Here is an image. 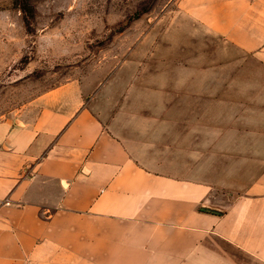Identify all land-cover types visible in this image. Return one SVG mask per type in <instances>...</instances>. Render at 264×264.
Wrapping results in <instances>:
<instances>
[{"label": "crops", "instance_id": "1", "mask_svg": "<svg viewBox=\"0 0 264 264\" xmlns=\"http://www.w3.org/2000/svg\"><path fill=\"white\" fill-rule=\"evenodd\" d=\"M177 7L225 68L144 92L115 70L0 119V264H264V0Z\"/></svg>", "mask_w": 264, "mask_h": 264}, {"label": "rangeland", "instance_id": "2", "mask_svg": "<svg viewBox=\"0 0 264 264\" xmlns=\"http://www.w3.org/2000/svg\"><path fill=\"white\" fill-rule=\"evenodd\" d=\"M177 1L0 0V119L53 87H95L115 70L117 92H144L162 69L225 68L231 49Z\"/></svg>", "mask_w": 264, "mask_h": 264}, {"label": "built area", "instance_id": "3", "mask_svg": "<svg viewBox=\"0 0 264 264\" xmlns=\"http://www.w3.org/2000/svg\"><path fill=\"white\" fill-rule=\"evenodd\" d=\"M2 201H0V203H1Z\"/></svg>", "mask_w": 264, "mask_h": 264}]
</instances>
